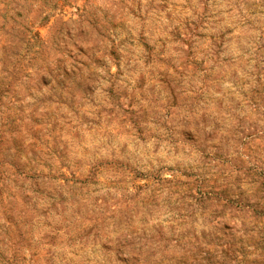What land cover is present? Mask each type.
Wrapping results in <instances>:
<instances>
[{
    "label": "rangeland",
    "instance_id": "374dc122",
    "mask_svg": "<svg viewBox=\"0 0 264 264\" xmlns=\"http://www.w3.org/2000/svg\"><path fill=\"white\" fill-rule=\"evenodd\" d=\"M0 264H264V0H0Z\"/></svg>",
    "mask_w": 264,
    "mask_h": 264
}]
</instances>
